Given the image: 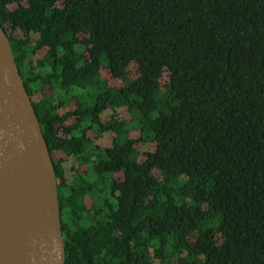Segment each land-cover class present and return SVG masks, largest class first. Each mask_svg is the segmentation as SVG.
<instances>
[{
	"label": "trees",
	"instance_id": "obj_1",
	"mask_svg": "<svg viewBox=\"0 0 264 264\" xmlns=\"http://www.w3.org/2000/svg\"><path fill=\"white\" fill-rule=\"evenodd\" d=\"M0 25L66 264H264V0H0Z\"/></svg>",
	"mask_w": 264,
	"mask_h": 264
},
{
	"label": "water",
	"instance_id": "obj_2",
	"mask_svg": "<svg viewBox=\"0 0 264 264\" xmlns=\"http://www.w3.org/2000/svg\"><path fill=\"white\" fill-rule=\"evenodd\" d=\"M0 264H66L55 165L1 25Z\"/></svg>",
	"mask_w": 264,
	"mask_h": 264
}]
</instances>
